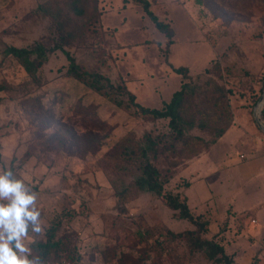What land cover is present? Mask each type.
<instances>
[{
    "label": "rangeland",
    "instance_id": "1",
    "mask_svg": "<svg viewBox=\"0 0 264 264\" xmlns=\"http://www.w3.org/2000/svg\"><path fill=\"white\" fill-rule=\"evenodd\" d=\"M150 2L174 29L171 44L135 0H0V84L10 85L0 90V162L10 159L38 193L45 232L28 242L39 255L51 232L59 240L44 264H222L205 239L233 264H264V1L238 10L227 1ZM37 44L62 46L143 106L161 108L188 83L183 136L167 118L118 107L68 76L62 47L35 75L5 52ZM36 96L52 115L25 101ZM146 160L201 226L135 184Z\"/></svg>",
    "mask_w": 264,
    "mask_h": 264
},
{
    "label": "trees",
    "instance_id": "2",
    "mask_svg": "<svg viewBox=\"0 0 264 264\" xmlns=\"http://www.w3.org/2000/svg\"><path fill=\"white\" fill-rule=\"evenodd\" d=\"M199 3L206 2L209 3V0H197ZM231 5V7H234L236 10L241 8L240 2L243 0H214L217 4H223L226 2ZM264 1V0H262ZM136 3L142 6L144 12L150 19L152 20L155 27L164 33L169 39L168 42L171 44L172 37L174 36V29L172 28L171 24L167 21L162 20L152 9H151V2L150 0H135ZM233 2L236 4L233 5ZM226 3V4H227ZM227 4V5H228ZM209 5L212 7L213 5L209 3ZM62 46L56 45L53 47H45L42 44H37L33 47L27 48V47H18L14 45L7 46L5 49L6 54H11L15 58H17L26 68V70L35 75L37 70L42 66L43 62L45 61L47 57V52H51L53 50H56L58 48H61ZM63 48V47H62ZM61 48V49H62ZM66 57L69 61V66L67 70L68 76L72 78H76L87 86H89L91 89L98 91L101 93L105 98L112 101L114 104H116L118 107H124V108H130L131 106L135 107L138 113L142 114L143 116L155 120L159 118H167L169 121V127L173 132L176 133V136L182 137L184 134V127L182 124V107L184 106V101L186 99V91L188 83H184L182 87L179 90H176L171 99L167 101L161 108H155V107H147L143 106L142 104L138 103L136 101L135 94L130 91L125 85L123 84H114L109 77L103 75L100 72L97 71H90L86 69L83 65L77 62L76 58L65 48L62 49ZM175 71L177 73L187 75V67L185 66H179L175 68ZM10 85L8 84H0V90L2 89H9ZM119 95H125L127 99H123L118 97ZM27 104L29 106H34L36 109L40 110L41 112L45 114L52 115L53 111L51 108L45 107L41 101L39 96L36 97H28L25 99ZM1 102V98H0ZM221 102V109L223 108L222 101ZM90 107H87L85 109H89ZM220 109V110H221ZM219 111V110H218ZM65 135L69 138L72 136V132L68 127H65L64 129ZM57 134V137L64 138L60 136L62 133L60 131H55ZM197 140V139H194ZM153 147L154 143L152 140ZM199 145V144H197ZM191 147L190 150L195 148ZM117 146H119L120 150L122 148V152L125 154H129L128 150V144L123 140L121 142L117 143ZM133 151V150H132ZM142 173L141 175L136 178L135 184L142 188H147L150 191L155 192L158 195H163L165 197V201L167 205L174 209L178 210V215L182 218H186L191 220L195 225H200L203 223H199L197 219L192 215L189 205L187 203L186 197H181L180 194H172V193H164L163 189V183L160 180V172L159 169L151 162L150 160H146L141 167ZM56 227H52L51 229H54ZM54 235L51 232L49 237L46 241L40 242L37 245L38 253L42 258L43 264L47 259L50 258L52 250L55 248L56 245H58L59 240L53 239ZM199 243L200 240H197ZM202 244L205 245V250L209 258H213L216 261L222 263V264H233V259L230 255H228L224 249V247L218 243H215L212 240H202ZM59 260H65L63 258L58 259ZM250 264H258V259L254 258V260Z\"/></svg>",
    "mask_w": 264,
    "mask_h": 264
},
{
    "label": "clouds",
    "instance_id": "3",
    "mask_svg": "<svg viewBox=\"0 0 264 264\" xmlns=\"http://www.w3.org/2000/svg\"><path fill=\"white\" fill-rule=\"evenodd\" d=\"M45 232L38 193L17 175L8 158L0 162V264H43L28 242Z\"/></svg>",
    "mask_w": 264,
    "mask_h": 264
},
{
    "label": "crops",
    "instance_id": "4",
    "mask_svg": "<svg viewBox=\"0 0 264 264\" xmlns=\"http://www.w3.org/2000/svg\"><path fill=\"white\" fill-rule=\"evenodd\" d=\"M264 165L261 167V169H260V175H261V177L263 178V186H264ZM264 190V189H263ZM264 193V192H263ZM257 202H261V203H264V198L262 199V200H258Z\"/></svg>",
    "mask_w": 264,
    "mask_h": 264
},
{
    "label": "built area",
    "instance_id": "5",
    "mask_svg": "<svg viewBox=\"0 0 264 264\" xmlns=\"http://www.w3.org/2000/svg\"><path fill=\"white\" fill-rule=\"evenodd\" d=\"M52 264H69V263L66 260H59V261L53 262Z\"/></svg>",
    "mask_w": 264,
    "mask_h": 264
},
{
    "label": "water",
    "instance_id": "6",
    "mask_svg": "<svg viewBox=\"0 0 264 264\" xmlns=\"http://www.w3.org/2000/svg\"><path fill=\"white\" fill-rule=\"evenodd\" d=\"M260 104L261 105H263L264 104V100L262 99L261 101H260ZM258 121L260 122V120L258 119ZM261 124H262V122H260ZM262 126H263V124H262Z\"/></svg>",
    "mask_w": 264,
    "mask_h": 264
}]
</instances>
